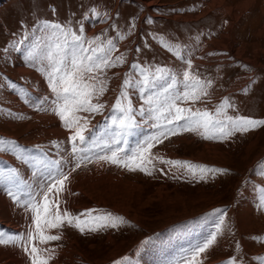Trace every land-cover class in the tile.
Instances as JSON below:
<instances>
[{"label":"rangeland","instance_id":"374dc122","mask_svg":"<svg viewBox=\"0 0 264 264\" xmlns=\"http://www.w3.org/2000/svg\"><path fill=\"white\" fill-rule=\"evenodd\" d=\"M51 25L82 37L84 47L88 41L94 42L93 47H109L108 41L114 46L110 56L116 66L93 73L97 79L89 81L98 89L102 81L106 88L93 101L104 104L103 110L76 113L87 117L88 124L86 140L77 143L75 152L72 132L53 111L56 95L46 75L48 51L58 37L64 40ZM67 39L71 43L70 34ZM177 50L184 59L175 55ZM117 57L123 62H117ZM185 59L192 60L193 74L203 82L211 81V86L202 101L181 106L216 115L226 98L231 107H225L219 119L244 116L264 120V0H0V141L5 142L0 147V176L8 175L5 171H12L8 176H17L12 163L58 165L60 172L70 173L66 187L81 181L83 199L88 195L93 199L88 209L84 207L87 210L78 211L73 207L77 200L69 204L62 198L65 190L58 197L59 204L64 203L63 210L82 220L91 219L82 215L89 212L92 217L111 213L124 220L116 228L97 231L86 227L80 232L67 225L46 229L52 235L59 233L60 239L40 243L39 237L29 239V233L35 231L29 209L28 218L25 215L28 235L22 230L13 238L17 235L27 243L29 252L33 243L45 255L52 252L48 264H54L57 247L70 246L75 249L66 257L71 262L64 259L61 264H146L139 261L140 255L154 253L162 255L165 264H187L194 250L216 233L219 225L215 243L197 257L200 264H229L233 260L235 264H264V125L224 139L180 132L152 148L153 157L226 170L208 172L203 179L199 172L193 176L185 168L163 164L159 159L148 165L152 175H147L97 158L110 155L117 146L131 154L138 143L158 131L146 111L140 115L142 108H148L145 97L158 91L148 89L141 94L136 87L142 79L141 70L154 73L163 67L182 80ZM20 64L37 73L39 81L19 72ZM234 71H238L235 79L229 76ZM125 79L131 80L133 87L125 89ZM35 90L41 100L30 97ZM122 91L129 95L138 126L126 137V144L113 145L111 120L119 115L114 105ZM46 117L63 131L60 141L53 135L52 139L47 137L49 140H37L47 136ZM59 151L70 153L64 162L60 154L55 155ZM53 167L42 170L39 178L56 175ZM91 183L97 189H92ZM17 185L25 194L22 183ZM30 258L28 255L27 264H32ZM3 260L0 264L10 263Z\"/></svg>","mask_w":264,"mask_h":264},{"label":"snow or ice","instance_id":"6c2138e0","mask_svg":"<svg viewBox=\"0 0 264 264\" xmlns=\"http://www.w3.org/2000/svg\"><path fill=\"white\" fill-rule=\"evenodd\" d=\"M45 27H48L46 24ZM52 28L59 30L60 35L64 37L63 42L59 37L46 55L47 79L52 91L56 95V107L53 109L59 116L66 129L72 132L70 140L73 144V151H76L77 143H83L86 140L88 118L76 115L79 112L99 113L103 110L104 104L93 102L103 95L106 88L103 82H100L99 89L96 83V75L106 68L115 67L110 53L113 49L112 41H108L109 47L96 46L94 42L88 41V47H84L85 41L75 33H69L60 25H51ZM83 31V28L80 29ZM71 35V43L67 36ZM97 39H99L97 37ZM169 51H172L169 48ZM178 58L184 59L179 50L175 51ZM117 62L122 63L123 58L117 57ZM187 69L183 72V79L171 72V70L157 67L155 72H145L141 70L142 79L136 84L143 95L148 89L158 88L157 92L147 95L144 103L148 105L147 109H141L140 115L143 117L145 111L149 114V119L154 120L152 125L158 131L152 136L138 143L136 148L128 154L123 147H114L110 155H102L97 158L101 161L110 162L117 166H122L129 171H141L147 175H152L148 165L152 164L153 159H159L161 163L172 167L185 168L191 175L196 176L197 172L200 178L208 172H222L223 169H210L204 166L193 165L188 161L165 160L163 157H153L152 148L158 143H163L164 139L170 136L178 135L180 132H192L201 135L204 139H224L230 137L236 132H248L264 125V120L252 119L244 116H226L225 120L219 119V115L225 107H231L227 99L216 109V115L208 110L201 111L193 109L191 106L183 107L181 104H195L202 101L208 95L207 88L211 86V81L203 82L191 71L193 64L191 59H185ZM133 67H136L133 65ZM44 71V69H41ZM125 89L133 87V82L125 79L123 83ZM114 109L119 113L112 117L111 123L115 132L111 137V144L120 145L127 143L126 137L138 126L134 109L132 107L127 91H122L116 99ZM83 121V123H82ZM0 141V147L4 145ZM13 144L14 142H8ZM80 167V163L76 164ZM162 171V170H161ZM261 174L264 175V165L261 166ZM70 173H63L57 169L56 175H49L47 182L35 194H31L26 206L32 211L33 224L35 231L29 233V239L35 241L39 237L40 243L59 240V235H52L46 232V229H59L65 225L75 227L80 232H84L87 227L89 231H97L100 228H116L118 223H123V217L113 216L108 213L103 216H91V213H85L91 217L90 220H82L80 216H74L66 210H61L58 197L60 193L66 190V182L69 180ZM13 199L19 197L9 192ZM223 224V221H220ZM95 225V226H90ZM220 226H217L216 233L210 234L205 242L198 246L189 260L188 264H200L197 257L206 252L216 241ZM18 238L7 237L0 233V244H15ZM25 252H29L27 246ZM40 249L33 243L29 255L32 264H48V260L41 258ZM50 258V257H49ZM229 264H235V260Z\"/></svg>","mask_w":264,"mask_h":264},{"label":"bare ground","instance_id":"6f19581e","mask_svg":"<svg viewBox=\"0 0 264 264\" xmlns=\"http://www.w3.org/2000/svg\"><path fill=\"white\" fill-rule=\"evenodd\" d=\"M22 66L23 65L20 64V66L17 67L19 72L21 71L22 73H27L28 75H30V77L37 78L36 80L39 81V79H38L39 75L37 73H35L32 70L26 71ZM33 80H35V79H33ZM28 90L30 91V89H28ZM29 95H31L30 97H32L33 101L34 100L38 101V100H41V98H42L37 93V91L36 92L31 91V94H29ZM14 99H16V97L13 98V100ZM32 99H30V100L32 101ZM23 108H24V106H23ZM43 118H44V115H43ZM51 121H52L51 118L46 117L44 119L43 124L44 123L46 124V127L44 128V130L47 131L46 132L47 136L44 134L45 136H43V139L42 138L37 139L38 141L44 140V137L46 138V140H49V139H47V137L52 139V137H51L52 135L54 136V140L60 141L62 139V134H64L63 131L61 130L60 127H58L57 122H51ZM38 129H40V128H37V130ZM64 149H66V148H64ZM67 149H68V147H67ZM67 149H66V151H68ZM70 149H72V148H70ZM47 150H49V149H47ZM53 154H51V155H53ZM59 154L61 155L62 161L64 162L67 159L65 157L68 156L70 153L68 155L66 152H61V151L55 153V155H59ZM49 157H50V155H49ZM21 160H23V159H21ZM55 162L57 163L56 160H55ZM24 163L25 162H18L16 164H14V163L11 164L13 169H15L14 172H17V176L16 175L8 176L9 173L12 171H10V172L5 171L8 175L4 174V175L0 176V217H2V219H0V233H3L5 238L6 237H12L14 234L19 235L18 233L21 232L22 230H23L25 235H28L27 233H28L29 229L27 230V227H26L28 224L25 226V224H26L25 223V221H26L25 215L26 216L28 215L29 208L26 206V201L29 200L31 194H35L47 182L49 177L39 178V174L42 173V170L44 172L46 170V168L48 167V171H50L53 167L52 164L50 165V164L45 163V162H42V164H37L35 161H33L31 164H28V165H26V163L25 164ZM22 164H23V166H22ZM54 165H55V163H54ZM63 165H64V163H62L61 166H63ZM18 166L22 169V171L20 169L21 172H18V170H17V168H19ZM57 168L59 169L58 165H56V167H53V169H56V170H57ZM50 174H52V173H50ZM89 179H93L92 176H90ZM17 182L22 183V185L24 186L22 190H23V192H25V194H23V193L19 194L20 188L17 189L15 186ZM94 185H95V183L94 184L91 183L90 187H92V189H97ZM82 190H83V187H81V181H80L79 183L77 182L75 184H71V186H69V187H66V193L62 194L61 196H62V198L63 197L66 198L68 200L69 204H73L75 202L74 200H77V203H74L73 207H75V209H77L78 211H81V209H83V211H84V210H87L88 209L87 207L92 204L93 199L91 200L92 197H90V195H88L87 200H84L83 198H84L85 194L81 193ZM9 192L16 194L19 197V199H13V197L9 195ZM88 193H91V192H88ZM59 206H60L61 210H63L65 207L64 203L59 204ZM84 207H86L87 209ZM69 209H71V207ZM95 212H97V211H95ZM21 215H22V217H21ZM11 218H13V220ZM27 218H28V216H27ZM21 224H23V225H21ZM17 235H15L14 238H17ZM58 235H59V233H58ZM20 240L17 239V242L15 244H12V243L0 244V259L2 258L4 260H9V262H10L9 264H27V262L29 261V260L27 261V257L29 255V252H25V250H24V247L27 246V243L23 242L22 240L20 241ZM20 242H22L21 245H20ZM181 242H182V240H181ZM177 243L178 242H176V244ZM37 245H40V244H37ZM37 248L41 250L39 253L40 257L41 258L45 257V259L48 260V257H50L52 252L48 251L47 254L45 255L43 253V251H42L43 249L41 247H37ZM43 248H44V246H43ZM74 251H75V249H73V247H71V246L67 249H62V248L57 247L56 251L54 250V253H53V256L55 257L54 264H61V262L64 259H67L66 261L71 262V259L66 258V257H70L72 254L71 252H74ZM167 255H165V256H167ZM161 256L162 255H159V253H157V254L154 253V255H147V256L146 255H140L139 261H144L146 264H165L166 259H163V258L161 259ZM4 260H3V262H4Z\"/></svg>","mask_w":264,"mask_h":264}]
</instances>
